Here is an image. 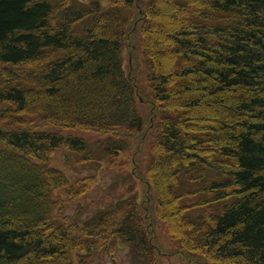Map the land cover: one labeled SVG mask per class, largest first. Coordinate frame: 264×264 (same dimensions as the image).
I'll list each match as a JSON object with an SVG mask.
<instances>
[{
	"label": "trees",
	"instance_id": "trees-1",
	"mask_svg": "<svg viewBox=\"0 0 264 264\" xmlns=\"http://www.w3.org/2000/svg\"><path fill=\"white\" fill-rule=\"evenodd\" d=\"M137 44L151 123L124 67ZM39 126L100 132L103 157L131 150L140 170L153 130L139 176L155 205L135 192L85 221L56 217L61 194L85 196L96 177L73 184L54 152L98 156ZM156 219L188 264H264V0H0V264L89 262L117 242L160 264Z\"/></svg>",
	"mask_w": 264,
	"mask_h": 264
},
{
	"label": "rangeland",
	"instance_id": "rangeland-1",
	"mask_svg": "<svg viewBox=\"0 0 264 264\" xmlns=\"http://www.w3.org/2000/svg\"><path fill=\"white\" fill-rule=\"evenodd\" d=\"M162 3H166V0H162ZM155 23L157 27L164 28L169 31H171V36H175L176 30L178 27H180V23L177 21H172L170 18L165 19H155ZM154 38V37H153ZM137 39V38H136ZM136 58L134 62L129 61L128 59V53L125 51V65H126V71L130 73V70L132 73H135L138 79V82L140 83V92L143 93V98L139 101V109L146 119L147 122L151 120V107L150 104L145 100V98H148V71L147 66L145 63V58L143 57L142 51L140 53L139 48H136ZM162 51L165 52H171L175 48L174 46H169L167 44L162 45L160 47ZM141 60V62H140ZM169 66L166 64L163 66V69H168ZM171 83V82H170ZM173 84H170V87H172ZM70 88V89H69ZM69 91L67 92L71 97H76L75 89L72 84L68 85ZM142 95V94H141ZM139 94V98L141 97ZM178 102H184L186 101V98H177ZM152 121H150L151 123ZM155 122V121H154ZM154 122L152 126L154 127ZM47 131H52L50 128H43ZM61 133L64 134H72V135H78L85 137L89 140L91 143V149L96 154V156L101 157L102 155L97 150V142L104 138V136L100 133L95 132H89L72 128V129H61L59 130ZM153 130L147 134L148 141L144 142L140 155L136 156V164L141 166V170L144 171L146 169V165L149 160V143L151 141ZM146 137V140H147ZM148 144V146L146 145ZM67 149L61 148L59 150H56L52 156L51 165H56L57 167H60L65 170V173L67 176L72 179V182H76L82 178H86L91 175L96 176V180L94 182V179H92V186L90 189V192L80 198V199H70V198H64L63 201H61L62 206L64 207L63 213L65 215L71 216L74 214H79V208L80 212H82L80 219L82 221H85L87 217L91 216L95 211L102 208H108L111 206L119 197L123 196H129L135 192L139 195V202L138 204H141V206H144L146 203V198L151 195L153 198V205L156 203V197L155 195L149 190L148 185L144 179V177H140L139 174L142 173V171L137 167L134 169V164L132 162L131 157L134 156L133 151H127L122 153L118 160L120 161V165L122 166H116L111 167V158L109 157H103L101 159L95 158V161L92 162H83L78 164L76 157L71 154V152ZM69 157V158H67ZM135 157V156H134ZM116 161V160H114ZM140 172V173H139ZM133 180H131V178ZM94 182V183H93ZM150 191V192H149ZM67 201V202H66ZM98 210V211H99ZM146 213V212H143ZM162 213H164L162 211ZM56 217L63 218L64 220H68L67 218L61 216L60 214L56 213ZM147 214V213H146ZM144 214V215H146ZM160 225L159 220H155V234L159 231V239L160 242L164 245V254L161 255V263L160 264H188L186 261L182 260V256L178 253H175L174 251L178 250L177 246L175 245L174 241L171 239L169 234H167V231L158 226ZM169 236V239L167 236ZM155 241H158L156 239ZM159 242V241H158ZM100 255H98L96 258L95 256L93 259H91L89 262H77L75 261V264H137L129 250L128 247H125L123 244L117 242L114 246L111 247L110 251L106 253V251H100ZM203 259V258H202ZM204 262L205 259H203ZM202 264H205V263Z\"/></svg>",
	"mask_w": 264,
	"mask_h": 264
}]
</instances>
